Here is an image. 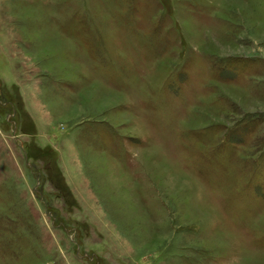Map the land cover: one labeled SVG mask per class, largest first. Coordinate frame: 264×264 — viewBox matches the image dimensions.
<instances>
[{"label":"rangeland","instance_id":"obj_1","mask_svg":"<svg viewBox=\"0 0 264 264\" xmlns=\"http://www.w3.org/2000/svg\"><path fill=\"white\" fill-rule=\"evenodd\" d=\"M0 264H264V0H0Z\"/></svg>","mask_w":264,"mask_h":264}]
</instances>
